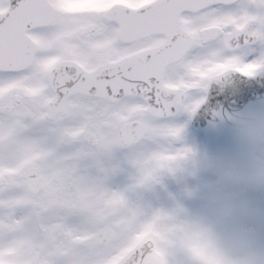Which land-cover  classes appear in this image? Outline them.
<instances>
[{
	"label": "snow or ice",
	"instance_id": "6c2138e0",
	"mask_svg": "<svg viewBox=\"0 0 264 264\" xmlns=\"http://www.w3.org/2000/svg\"><path fill=\"white\" fill-rule=\"evenodd\" d=\"M222 72L264 74V0H0V264H189L155 193Z\"/></svg>",
	"mask_w": 264,
	"mask_h": 264
},
{
	"label": "clouds",
	"instance_id": "9594fccd",
	"mask_svg": "<svg viewBox=\"0 0 264 264\" xmlns=\"http://www.w3.org/2000/svg\"><path fill=\"white\" fill-rule=\"evenodd\" d=\"M230 119L226 149L190 144L175 162L195 206L182 203L169 240L189 264H264V108Z\"/></svg>",
	"mask_w": 264,
	"mask_h": 264
},
{
	"label": "water",
	"instance_id": "95a60500",
	"mask_svg": "<svg viewBox=\"0 0 264 264\" xmlns=\"http://www.w3.org/2000/svg\"><path fill=\"white\" fill-rule=\"evenodd\" d=\"M242 94H241L239 99L241 100V103L243 104L245 100H244V97H243ZM246 94L249 95V93H246ZM247 98H249V96ZM255 101L256 100H252L251 102H255ZM224 102L225 101H221L220 104L218 105V107L216 108V111L218 112V116L216 117V120H217V122L219 124H213L212 123L213 130H211V131H215V129L217 128V132H218L219 138H220L221 135L228 136L227 145L224 148V149H226L229 146V135H228V133H229V129L230 128L228 126V123H230L231 115L234 114V113L230 114L228 117L226 116V114L224 113L226 111ZM199 117L206 121V119L203 117L202 112L199 113ZM217 132H215V133H217ZM203 133L206 136V133L205 132H203ZM224 141L225 140L223 138H220V140L218 139V140L215 141L211 137H209V139H207V142H206L207 149H209L211 151H214V148H215L216 151L224 150V149L221 148L222 147V143Z\"/></svg>",
	"mask_w": 264,
	"mask_h": 264
},
{
	"label": "rangeland",
	"instance_id": "374dc122",
	"mask_svg": "<svg viewBox=\"0 0 264 264\" xmlns=\"http://www.w3.org/2000/svg\"><path fill=\"white\" fill-rule=\"evenodd\" d=\"M190 115L188 113H181L178 116V119L184 122V130H183V139L186 143L195 145L197 147L203 148V143L201 136L199 134H196L194 131H186L185 129L188 126L189 120H190ZM168 180V183H178V182H185V180L181 178H174V177H167L165 178V184ZM193 207L195 206V202L192 205Z\"/></svg>",
	"mask_w": 264,
	"mask_h": 264
},
{
	"label": "bare ground",
	"instance_id": "6f19581e",
	"mask_svg": "<svg viewBox=\"0 0 264 264\" xmlns=\"http://www.w3.org/2000/svg\"><path fill=\"white\" fill-rule=\"evenodd\" d=\"M184 184L185 182H179L178 184L165 185L164 187H161L158 191L163 198L160 200L158 197V199L165 203H171L173 198L182 202V197L185 194ZM163 192H165V195H162Z\"/></svg>",
	"mask_w": 264,
	"mask_h": 264
}]
</instances>
